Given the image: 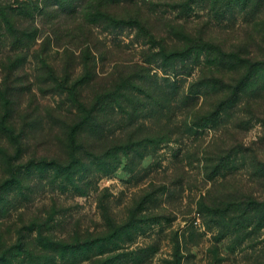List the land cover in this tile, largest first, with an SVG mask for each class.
Wrapping results in <instances>:
<instances>
[{
  "label": "rangeland",
  "instance_id": "rangeland-1",
  "mask_svg": "<svg viewBox=\"0 0 264 264\" xmlns=\"http://www.w3.org/2000/svg\"><path fill=\"white\" fill-rule=\"evenodd\" d=\"M22 1L0 3L20 8ZM185 1L132 0L117 4L115 10L121 15L139 14L154 37L166 46L184 45L178 29L180 33L202 35L224 50L237 51L253 61L264 59V0L246 7L234 5L224 18H218L209 4H192L186 9L182 7ZM72 2L79 4L81 0ZM49 17L34 11L20 18L23 27L37 28L38 37L25 49L28 58L19 69L9 68V42L0 44V88H11L13 93L10 114L17 122L16 131L21 130L22 137L25 128L31 133L30 138L23 139L26 151L18 158V142L0 128V184L10 178L15 165L31 156H67L60 139L71 121L67 118L71 104L67 92L56 89L41 65L42 56L53 61L60 75L71 73L72 79L86 72L83 59L94 57L96 76L81 87L88 101L141 71L179 86L177 102L171 110L156 112V116L147 113L133 122L129 129L141 126L144 133L159 137L142 148L147 152L143 158L133 150L130 155L120 153L119 167L99 174L89 193L64 189L60 181L52 182L49 176L33 177L28 182L31 188L25 190L30 192L27 196L12 193L9 210L0 220L4 238L15 240L18 228L43 215L62 238H103L105 252L75 264H264L263 210L260 207L250 212L244 204L250 199L264 201V85L243 94L221 117L197 125L198 119L210 115L228 93L217 89L205 93L203 89L186 96L195 81L210 76L206 56L201 63L188 62L185 68L164 67L153 57L158 47L130 26H88V33L91 28L94 33L89 50L84 49L87 44L76 48L73 44L67 51L68 47H57L54 42L44 48L45 40L54 35L55 26ZM56 32H66L65 27ZM243 72L231 68L217 76L235 82ZM2 101L0 119L6 111ZM27 110L40 117L35 127L23 125ZM112 117L108 127L111 133L101 140L87 133L88 143H97L99 154L118 145L120 137L128 138V127L124 126L129 114L116 110ZM56 264L69 263L60 260Z\"/></svg>",
  "mask_w": 264,
  "mask_h": 264
},
{
  "label": "trees",
  "instance_id": "trees-1",
  "mask_svg": "<svg viewBox=\"0 0 264 264\" xmlns=\"http://www.w3.org/2000/svg\"><path fill=\"white\" fill-rule=\"evenodd\" d=\"M127 1L132 0H81L79 4L72 0H51L48 4L41 0H23L20 8L0 3V44L5 40L9 42L11 54L9 53L7 62H10V70L22 67L28 58V52H25V49L30 47L38 37L37 28L32 29V25L23 27L20 18L39 11L41 14L47 13L48 16H51L49 20L55 26L53 28L54 35L45 40L44 48H48V45L51 46V43L54 42L55 46L65 48L68 45L73 46V44H76L75 48L87 44L84 49L89 50L91 46L88 44L91 43L94 33L92 28L88 33V26L103 25L113 29L130 26L137 28L140 34L147 37L151 45L158 47L157 51H154L153 57L160 60L164 67L173 66L176 68L181 65L185 68L188 66V62L198 64L206 56L204 61L207 60L210 76H204L195 81L186 96L189 98L203 89L205 93L206 90L208 92L211 89L228 91V93L216 104L215 109L210 111V115H203L198 119L197 125L210 123L214 118L221 117L224 110L235 106L241 100L243 94L256 86L254 90H258V86L261 84L264 85V59L253 61L243 57L237 51L224 50L223 47L205 40L202 35L180 33L178 29H176V33L179 38L184 40V45L166 46L154 37L149 26L143 22L139 14L121 15L115 10L117 4L120 5ZM251 2L257 3L260 0H186L182 3V7L187 9L192 7V4H209L210 9L218 18H224L227 11L234 5L246 7ZM60 27H65L66 32H56ZM69 47L67 51H69ZM14 53H17L16 56ZM73 53L71 51L70 57ZM40 61L50 79L55 82L56 89L60 93L67 92L68 102L71 104L68 108L71 114L66 116L71 121L66 123L64 135L60 139L67 149V156L64 159L31 156L19 165H15L10 172V178L0 184V220L9 210L7 203L12 193L16 197L30 194L25 190L31 188L28 182L33 177L49 176L52 182L60 181L61 187L64 189L72 187L78 194H87L96 178H100L99 174L112 173L119 167L122 162L121 154L130 155L133 150L135 155L143 158L147 152H144L142 148L146 149L159 136H149L142 131L141 126L134 130L129 127L142 115L150 113L148 115L156 116L157 113L165 109L171 110L173 102H177L175 98L179 92V86H176L175 83L170 85L166 80L165 82L160 81L155 73H142L141 71L124 78L110 91L100 92L96 98L88 101V98L81 92V87L90 83L96 76L94 57L88 55L83 59L86 72L74 79H72L73 75L66 71L60 75L50 58L42 56ZM3 66L5 67V65ZM231 68L244 70L241 77L235 82H226L217 76L218 73ZM12 96L11 88L5 91L0 88L2 106L6 108L0 119V128L8 132L10 140L18 142V149L21 150L19 158L26 151L23 149V139L30 138L31 133L26 131L25 126H23L25 128L24 137H22L21 130L20 132L16 131L17 122L10 114V109L14 104ZM116 110L129 114L127 126H124L128 127V138L122 140L123 138L120 137L118 145L115 143L110 147L109 152L99 154L96 151L97 143H88L87 133H94L99 140L111 133V129L108 127H111L112 114ZM23 120V125L35 127V124L39 123L40 117L27 110L23 115ZM136 133L140 135L136 137ZM244 204H246V208H250V212L257 208L259 210L261 207L264 215V201L250 199ZM54 228L55 226L48 225V221L43 219V215H39L35 220L17 229L15 240L4 238V233H0V264H56L60 260L75 264L105 252L102 237L66 239L57 235Z\"/></svg>",
  "mask_w": 264,
  "mask_h": 264
}]
</instances>
